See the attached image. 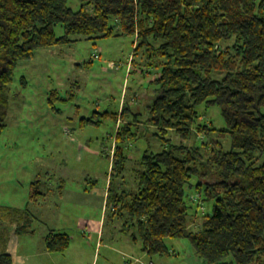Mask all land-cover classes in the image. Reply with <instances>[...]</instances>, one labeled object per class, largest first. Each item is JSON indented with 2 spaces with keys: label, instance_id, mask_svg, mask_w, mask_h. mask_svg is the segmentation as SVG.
Wrapping results in <instances>:
<instances>
[{
  "label": "trees",
  "instance_id": "16d2710c",
  "mask_svg": "<svg viewBox=\"0 0 264 264\" xmlns=\"http://www.w3.org/2000/svg\"><path fill=\"white\" fill-rule=\"evenodd\" d=\"M79 1L73 10L68 0H0V135L14 71L37 48L132 35L131 64L139 56L156 74L147 120L162 148L142 154L134 188L113 194L110 179L111 214L148 255L168 254L167 237H186L206 264H264V0ZM201 105L218 106L225 127L202 120ZM200 133L228 135L230 148L214 138L196 143ZM119 143L118 133L111 175L121 177ZM193 186L196 208L212 203L196 231L188 225ZM68 244L65 233L47 235L49 251ZM0 264H13L4 250Z\"/></svg>",
  "mask_w": 264,
  "mask_h": 264
},
{
  "label": "rangeland",
  "instance_id": "374dc122",
  "mask_svg": "<svg viewBox=\"0 0 264 264\" xmlns=\"http://www.w3.org/2000/svg\"><path fill=\"white\" fill-rule=\"evenodd\" d=\"M68 3L73 10L80 7L79 0ZM55 33L63 34L62 25L55 26ZM134 42L128 34L81 38L37 48L31 58L18 63L9 85L6 127L0 135L1 205L29 204L38 218L51 222H58L62 214L89 218L102 212L110 179L113 194L135 187L138 161L145 151H159L162 139L156 125L147 120L148 105L156 94L152 82L156 74L144 70L139 56L131 64ZM198 111L215 128L225 127L218 106L201 105ZM118 133L127 157L121 177L111 175ZM199 137L196 143L214 138L225 150L230 148L228 135L220 139L216 133H200ZM197 179L194 176L191 183ZM32 182V194L39 192L37 199L30 197ZM194 193V186L187 187L196 216L188 225L196 231L212 203L196 208L201 200ZM105 206L109 218L103 220L101 245L86 230L80 239L70 241L64 254L54 256V264H206L186 237H167L168 254L148 255L140 242L122 231V222L111 214L112 205L105 201ZM34 223L36 234L46 231L40 221ZM25 239L19 236V250Z\"/></svg>",
  "mask_w": 264,
  "mask_h": 264
},
{
  "label": "crops",
  "instance_id": "0c3cea01",
  "mask_svg": "<svg viewBox=\"0 0 264 264\" xmlns=\"http://www.w3.org/2000/svg\"><path fill=\"white\" fill-rule=\"evenodd\" d=\"M63 180V179H61ZM33 182L31 183L30 197L32 194V188H34ZM95 185L92 189H95ZM108 189V187H107ZM107 189L104 190V200L102 206V212L98 216H91L89 218H83L81 215H75L72 218L67 214H62L58 218V222H51L52 220H42L36 216L34 209L29 204H24L26 207L13 206L9 208L0 204V231L5 235L6 228V241H0V251L4 250L10 254L13 264H54V256L58 254H64L70 246L72 239H80L79 234L83 235L86 230L91 234H95L97 238V244L101 245L103 236V220L109 218L107 216V207L105 206ZM36 194L39 193L35 191ZM34 192V193H35ZM36 194L32 199H37ZM63 195L64 192L62 191ZM107 205V204H106ZM4 209V211H3ZM8 209H11L12 214L9 215ZM112 210V209H111ZM67 218V219H63ZM40 221L44 224L46 231L38 232L36 234L34 222ZM13 228V229H12ZM12 229V231H11ZM10 231L14 234H10ZM65 233L69 237L68 247L64 251H49L46 248V238L51 232ZM19 236H26L24 242V248L19 250L18 238ZM17 239V241H16ZM141 249V246H140ZM82 264V263H81Z\"/></svg>",
  "mask_w": 264,
  "mask_h": 264
},
{
  "label": "built area",
  "instance_id": "2783aa9c",
  "mask_svg": "<svg viewBox=\"0 0 264 264\" xmlns=\"http://www.w3.org/2000/svg\"><path fill=\"white\" fill-rule=\"evenodd\" d=\"M97 56V55H96ZM149 264H154L152 261L149 262Z\"/></svg>",
  "mask_w": 264,
  "mask_h": 264
}]
</instances>
